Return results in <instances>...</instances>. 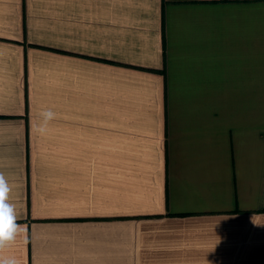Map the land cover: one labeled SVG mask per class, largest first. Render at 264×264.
<instances>
[{
  "label": "crops",
  "instance_id": "1",
  "mask_svg": "<svg viewBox=\"0 0 264 264\" xmlns=\"http://www.w3.org/2000/svg\"><path fill=\"white\" fill-rule=\"evenodd\" d=\"M251 218L264 0H0V264H264Z\"/></svg>",
  "mask_w": 264,
  "mask_h": 264
},
{
  "label": "clouds",
  "instance_id": "2",
  "mask_svg": "<svg viewBox=\"0 0 264 264\" xmlns=\"http://www.w3.org/2000/svg\"><path fill=\"white\" fill-rule=\"evenodd\" d=\"M251 223L253 224L254 227H264V225L259 224L253 218H251ZM12 231H13V229H12V220L10 219V217L8 215V209H4V215H3V232H4L5 237H8L9 234Z\"/></svg>",
  "mask_w": 264,
  "mask_h": 264
}]
</instances>
